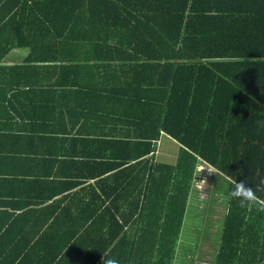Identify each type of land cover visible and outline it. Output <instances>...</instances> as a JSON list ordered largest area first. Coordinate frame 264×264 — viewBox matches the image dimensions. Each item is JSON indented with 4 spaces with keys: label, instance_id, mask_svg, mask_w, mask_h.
Wrapping results in <instances>:
<instances>
[{
    "label": "trees",
    "instance_id": "16d2710c",
    "mask_svg": "<svg viewBox=\"0 0 264 264\" xmlns=\"http://www.w3.org/2000/svg\"><path fill=\"white\" fill-rule=\"evenodd\" d=\"M13 49L29 53L2 65ZM101 64L120 70L124 86L111 90L124 87V126L133 129L124 138V215L102 214L116 223L111 244L125 233L112 256L172 264L198 159L249 185L264 175V0H0L1 109L34 88L31 79ZM160 133L179 144L174 164L148 157ZM159 188L150 243L144 210ZM213 264H264V213L229 198Z\"/></svg>",
    "mask_w": 264,
    "mask_h": 264
},
{
    "label": "crops",
    "instance_id": "0c3cea01",
    "mask_svg": "<svg viewBox=\"0 0 264 264\" xmlns=\"http://www.w3.org/2000/svg\"><path fill=\"white\" fill-rule=\"evenodd\" d=\"M28 53L13 49L2 65L21 64ZM111 65L59 80L41 75L0 105V264H99L125 236L111 244L116 223L102 216L124 215L131 177L121 171L125 133L133 129L124 126V87L112 93L124 79ZM171 143L178 149L160 133L152 164Z\"/></svg>",
    "mask_w": 264,
    "mask_h": 264
},
{
    "label": "rangeland",
    "instance_id": "374dc122",
    "mask_svg": "<svg viewBox=\"0 0 264 264\" xmlns=\"http://www.w3.org/2000/svg\"><path fill=\"white\" fill-rule=\"evenodd\" d=\"M173 146L171 143L164 158L158 157L160 163L175 162L178 149ZM229 183L230 178L198 159L172 264H213L228 209ZM164 193L165 189L159 188L156 193H149L147 198L144 222L148 226L146 238L150 243H154L151 230L156 224L155 217L150 214L163 207L160 196ZM157 196V200H153Z\"/></svg>",
    "mask_w": 264,
    "mask_h": 264
},
{
    "label": "clouds",
    "instance_id": "9594fccd",
    "mask_svg": "<svg viewBox=\"0 0 264 264\" xmlns=\"http://www.w3.org/2000/svg\"><path fill=\"white\" fill-rule=\"evenodd\" d=\"M201 181L204 182L203 180ZM258 192H264V175H258L256 183L251 185L246 180L230 179L229 198L238 201L241 207L252 208L264 213V197L258 195ZM99 264H121V261L112 256L110 251H106L101 253ZM129 264H131V261H129Z\"/></svg>",
    "mask_w": 264,
    "mask_h": 264
}]
</instances>
